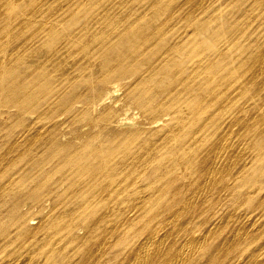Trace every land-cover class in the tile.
Returning a JSON list of instances; mask_svg holds the SVG:
<instances>
[{"label": "bare ground", "instance_id": "6f19581e", "mask_svg": "<svg viewBox=\"0 0 264 264\" xmlns=\"http://www.w3.org/2000/svg\"><path fill=\"white\" fill-rule=\"evenodd\" d=\"M0 135V264H264V0H0Z\"/></svg>", "mask_w": 264, "mask_h": 264}, {"label": "rangeland", "instance_id": "374dc122", "mask_svg": "<svg viewBox=\"0 0 264 264\" xmlns=\"http://www.w3.org/2000/svg\"><path fill=\"white\" fill-rule=\"evenodd\" d=\"M124 9V8H123ZM123 9H121V10H119V11H114V16H117V17H119V16H123V15H125L124 13H127V11H125V12H123ZM120 12H123L122 14H120ZM119 82H121V80L119 81L118 80V82H115L116 84H119ZM120 93H122V91L121 92H119V94ZM121 95V94H120ZM119 95V96H120ZM132 108V106H128V108ZM130 111H136L135 109H134V107L132 108V110H129L126 114L128 115L129 114V112ZM11 122V121H10ZM82 124L83 123H79V124H72V123H69L68 121H66L65 123H63V124H58L57 126H58V131H67V132H69L70 134H68V136H73V135H77V136H85L84 134H81L79 131H80V129H81V126H82ZM13 127H15V126H13ZM2 135V134H1ZM0 135V136H1ZM7 220V218L5 219V220H3V222H5ZM0 258H1V256H0Z\"/></svg>", "mask_w": 264, "mask_h": 264}]
</instances>
